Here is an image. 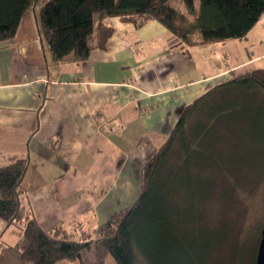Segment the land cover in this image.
<instances>
[{"label": "crops", "instance_id": "0c3cea01", "mask_svg": "<svg viewBox=\"0 0 264 264\" xmlns=\"http://www.w3.org/2000/svg\"><path fill=\"white\" fill-rule=\"evenodd\" d=\"M38 10L0 43V168L27 160L24 201L43 231L101 229L137 199L179 109L231 74L264 70V13L243 39L192 47L157 21L112 18L104 49L51 64ZM16 241L0 223V247Z\"/></svg>", "mask_w": 264, "mask_h": 264}, {"label": "trees", "instance_id": "16d2710c", "mask_svg": "<svg viewBox=\"0 0 264 264\" xmlns=\"http://www.w3.org/2000/svg\"><path fill=\"white\" fill-rule=\"evenodd\" d=\"M36 6L51 64L81 63L104 49L113 34L112 18L135 27L157 21L192 47L243 39L264 13V0H0V43L14 38ZM245 113L264 114L262 69L231 74L179 109L167 139L141 167L137 199L94 232L60 224L43 231L24 201L27 160L0 168V221L13 225L17 236L13 246L0 247V264H135L137 256L146 264H197L182 235L181 190L188 170L212 160L213 123Z\"/></svg>", "mask_w": 264, "mask_h": 264}, {"label": "rangeland", "instance_id": "374dc122", "mask_svg": "<svg viewBox=\"0 0 264 264\" xmlns=\"http://www.w3.org/2000/svg\"><path fill=\"white\" fill-rule=\"evenodd\" d=\"M209 145L212 160L188 170L181 190L182 235L197 264H255L264 225V114L224 115L213 123ZM2 238L14 240L9 232ZM135 264L146 263L137 256Z\"/></svg>", "mask_w": 264, "mask_h": 264}, {"label": "water", "instance_id": "95a60500", "mask_svg": "<svg viewBox=\"0 0 264 264\" xmlns=\"http://www.w3.org/2000/svg\"><path fill=\"white\" fill-rule=\"evenodd\" d=\"M255 264H264V225L260 230V240L257 247Z\"/></svg>", "mask_w": 264, "mask_h": 264}]
</instances>
